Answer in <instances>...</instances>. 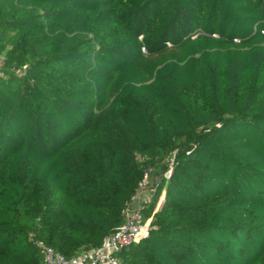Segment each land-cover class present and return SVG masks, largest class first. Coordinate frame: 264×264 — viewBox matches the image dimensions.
Here are the masks:
<instances>
[{
    "label": "trees",
    "instance_id": "obj_1",
    "mask_svg": "<svg viewBox=\"0 0 264 264\" xmlns=\"http://www.w3.org/2000/svg\"><path fill=\"white\" fill-rule=\"evenodd\" d=\"M0 53V264L99 246L149 169L121 264H264V0H0Z\"/></svg>",
    "mask_w": 264,
    "mask_h": 264
},
{
    "label": "built area",
    "instance_id": "obj_2",
    "mask_svg": "<svg viewBox=\"0 0 264 264\" xmlns=\"http://www.w3.org/2000/svg\"><path fill=\"white\" fill-rule=\"evenodd\" d=\"M4 62V56L0 53V76H2L1 67ZM10 69L17 76L25 73L24 65H13ZM172 163L173 156H171L169 166L164 172L166 178L170 175ZM153 173L154 171L151 169L144 173L137 183L134 194L122 210L121 223L103 237L99 246L83 250L76 256L67 258L51 247L38 242L37 246L43 264H121L119 252L128 245L138 242L148 232L150 218L143 220L142 208L150 200L154 190L149 182V178Z\"/></svg>",
    "mask_w": 264,
    "mask_h": 264
},
{
    "label": "rangeland",
    "instance_id": "obj_3",
    "mask_svg": "<svg viewBox=\"0 0 264 264\" xmlns=\"http://www.w3.org/2000/svg\"><path fill=\"white\" fill-rule=\"evenodd\" d=\"M146 191H147V190H146ZM146 191H145V192H146ZM162 199H163V198L160 197V199H159V201H158V204H157V208L160 206V204H161V202H162Z\"/></svg>",
    "mask_w": 264,
    "mask_h": 264
},
{
    "label": "water",
    "instance_id": "obj_4",
    "mask_svg": "<svg viewBox=\"0 0 264 264\" xmlns=\"http://www.w3.org/2000/svg\"><path fill=\"white\" fill-rule=\"evenodd\" d=\"M162 203V202H161ZM161 205V204H160ZM160 207V206H159Z\"/></svg>",
    "mask_w": 264,
    "mask_h": 264
}]
</instances>
